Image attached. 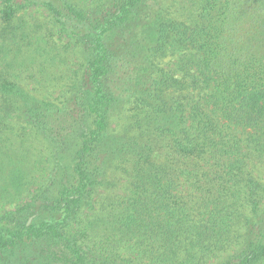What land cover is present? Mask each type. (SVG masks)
<instances>
[{
  "label": "trees",
  "instance_id": "16d2710c",
  "mask_svg": "<svg viewBox=\"0 0 264 264\" xmlns=\"http://www.w3.org/2000/svg\"><path fill=\"white\" fill-rule=\"evenodd\" d=\"M185 4L1 0L0 264H264V0Z\"/></svg>",
  "mask_w": 264,
  "mask_h": 264
},
{
  "label": "rangeland",
  "instance_id": "374dc122",
  "mask_svg": "<svg viewBox=\"0 0 264 264\" xmlns=\"http://www.w3.org/2000/svg\"><path fill=\"white\" fill-rule=\"evenodd\" d=\"M74 1L81 4V5H87L93 0H74ZM155 1L160 3L162 10L166 14L172 15L174 17L185 15V8H186L185 3H187V0H152V2H155ZM0 7H1V0H0ZM22 16H24V18L26 20H29L31 22L36 21V22L41 23L43 25L46 24V22L48 21V19L46 18L47 12L45 11V9L38 8V7H33L30 10H28L27 12L22 13ZM181 19H183V17ZM5 24H6V21L2 20V17L0 14V33L2 32ZM40 37L43 38L44 35H41ZM0 42H1V40H0ZM57 44L60 45V44H64V43L61 42L60 40H58ZM65 44H67V41L65 42ZM176 62H177V55H175V54H173L172 56L169 55V57L166 58V60H165V63H170L171 68H174ZM32 71L35 73V69H32ZM55 72H57V74H61L62 77L64 78V82H66V79H65V75L67 76L66 68L56 69ZM30 74H32V72L28 71L27 73L23 74V76H22V78L26 79V81H24V82L29 85V86H27L29 89L34 87L32 79L29 78ZM61 87H63V85L55 87V88H51L50 91L58 93L61 90ZM41 91H43V93H46L45 90H41ZM112 120H111L112 121L111 126H112L114 131H117L120 127L121 121H119L116 118H112ZM255 172L258 173L262 177L261 179H264V162L260 163L256 167ZM124 190L125 189L123 186L117 185L114 188V193H117V194L118 193H124ZM104 193H108V192L102 190L98 193L96 198L100 200L103 197ZM11 207H13V205H6V206L0 205V212H3L4 210L10 209Z\"/></svg>",
  "mask_w": 264,
  "mask_h": 264
}]
</instances>
